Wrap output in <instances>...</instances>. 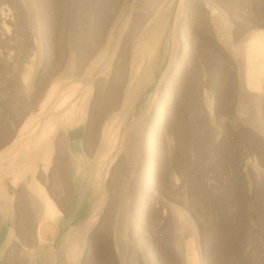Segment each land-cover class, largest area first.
Instances as JSON below:
<instances>
[{"label": "rangeland", "instance_id": "rangeland-1", "mask_svg": "<svg viewBox=\"0 0 264 264\" xmlns=\"http://www.w3.org/2000/svg\"><path fill=\"white\" fill-rule=\"evenodd\" d=\"M256 33L264 0H0V153L28 118L36 139L78 107L42 159L2 164L0 264L27 250L35 264H184L187 242L197 264H264V94L259 106L239 70ZM72 138L86 139L81 189L96 198L79 211L57 188L62 166L72 185ZM35 182L56 208L42 241Z\"/></svg>", "mask_w": 264, "mask_h": 264}, {"label": "bare ground", "instance_id": "bare-ground-1", "mask_svg": "<svg viewBox=\"0 0 264 264\" xmlns=\"http://www.w3.org/2000/svg\"><path fill=\"white\" fill-rule=\"evenodd\" d=\"M241 46H242V48H244V50L242 49L243 51L241 52V54H242L241 60L239 62V64H240L239 70H241L240 76L244 77V79L246 80V84H247L246 87L248 89L250 86L254 87L256 89L255 92L258 93V95L256 96L258 99V104H259V106H261V101L263 99V94H264V86L262 85V80L264 78V33H256L255 35H252L251 37L248 36L241 43ZM137 70L139 71V69H137ZM242 85H244V84H242ZM76 89H74V90L72 89L73 91H71L69 93L68 97L66 95L67 98L64 97L66 99L63 100V102L61 104H58V106L59 105L64 106V104L67 103L68 98H72L75 95ZM56 90H57V86L55 87V85L52 86L48 90V92H47L46 96L44 97V99L40 105V108H39L38 113L40 115L49 106L50 100L52 99L53 95L56 93ZM228 105H230V104H228ZM77 108L78 107L76 104H72L71 110L68 111L66 114L62 115L63 117H60V119L68 120V122H69L70 120H72L73 116L75 115V112H77ZM57 109H58V107H57ZM55 117H53V119L52 118L49 119V121H47L43 126H41L42 127L41 131H39L40 133L38 135V138H36V139H34V130L38 126V124H36V119L33 117H30L25 121L24 125L22 126V128L20 130L19 138L15 139L12 142L11 147L7 148L5 151H2L0 153V167H1L0 175L3 176V175L10 174V171L8 169L2 168V164L5 161H8L10 163V166H12L11 164H17L18 167H17L16 171L18 173H22L25 170L26 166H30L31 163L37 162L43 158L42 154H44V151L46 150V148L50 145V143L52 141V139H48L46 141V138H48V136H50V134L55 131L56 126L63 121V120H60L61 121L60 122V121H58L59 117H57L58 119L57 118L55 119ZM136 127H137V129H139L138 126H136ZM37 130H40V128H38ZM65 133L66 134H64V135L66 136L67 132H65ZM31 136L33 137V139H30ZM117 137H118V132H115V134L113 136V140H115V139L117 140ZM153 137H155V136L151 137L152 146H154L153 144L155 143V140ZM66 139H67V136H66ZM153 149H154V147H153ZM73 161L74 160L72 158V160L70 162L71 166L74 164ZM153 161L154 160H152L150 162L151 163L150 164L151 172L153 171V164H154ZM27 191H28V194H29L32 202H33V205H35V211L37 212V214L35 215V217L37 218V226H36V239L37 240L36 241L46 240L47 236H46L45 232H47L48 226H46L45 223L47 221L53 220V217L56 214L55 204H54L53 200L46 193L45 188L36 182L32 186L27 188ZM25 205H26V203H25ZM27 208H28V206H27ZM24 209H23L24 212L22 211L21 215L25 219L26 216H29V214L32 213V207L26 211L28 213H26ZM181 214H183V213H180L179 215H177V216H179L178 217L179 221L177 222L178 226H180L179 222L183 223V217ZM32 216H34V215L32 214ZM175 218H177V217H175ZM93 220H95V219H93ZM176 234L178 235V233H176ZM177 235H176L177 238L175 239L176 244L174 247H175V249H178L179 253L182 255V254H184L181 251L183 249V248L181 249V247H182L181 242L182 241H181L180 235H178V236ZM173 236H175V235H173ZM167 237L168 236H166V238ZM167 239H169V238H167ZM73 243H74V245L75 244L77 245L76 240H74ZM164 245H166V244H164ZM193 247H194L193 243H190V242L186 243V253H185V256L183 255L185 257L184 258V264H190V263L197 264L196 257L193 256L191 258V254H190V251H195L194 250L195 248H193ZM74 249L75 248H73L71 246V249L69 250V258L73 256ZM26 250H23V251H26ZM164 253H165V257L168 259L169 253L167 252V249L164 250ZM23 257L29 258L28 260H30V261L27 264H35L34 256L28 250L26 251L24 256H23V254L19 255V259H23ZM19 259H18V262L19 261L22 262V260H19ZM16 261H17V259H16ZM165 261H166V259H165Z\"/></svg>", "mask_w": 264, "mask_h": 264}, {"label": "crops", "instance_id": "crops-1", "mask_svg": "<svg viewBox=\"0 0 264 264\" xmlns=\"http://www.w3.org/2000/svg\"><path fill=\"white\" fill-rule=\"evenodd\" d=\"M72 144L70 145V147L72 148V152H73V156L70 155V159L72 160L73 158V162L74 164L71 166L70 165V169H71V180H72V185L68 182V186H65V169L62 166V168L60 169V179L57 180V185H58V189L60 188H64V190L62 189L61 192H59L60 194H62V196L64 197V203L68 204V205H73L74 203H76L78 205V211L82 210L83 205L86 203H92L93 205L96 204V198L95 195H91L89 198H87L86 194L82 191L81 189V180H80V171L78 167V164H80L81 162V147L82 150L85 151V146H86V139H82L79 140L77 138H72L71 139ZM61 159H62V163L65 162L64 160L66 159V155L63 151V154H61ZM71 164V163H70ZM52 199V198H51ZM31 216V215H30ZM75 217H78L77 215H75Z\"/></svg>", "mask_w": 264, "mask_h": 264}, {"label": "flooded vegetation", "instance_id": "flooded-vegetation-1", "mask_svg": "<svg viewBox=\"0 0 264 264\" xmlns=\"http://www.w3.org/2000/svg\"><path fill=\"white\" fill-rule=\"evenodd\" d=\"M52 172V171H51ZM51 172H50V176H49V178L51 179Z\"/></svg>", "mask_w": 264, "mask_h": 264}]
</instances>
